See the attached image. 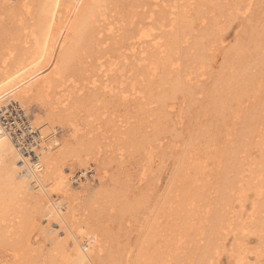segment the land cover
Listing matches in <instances>:
<instances>
[{
    "label": "bare ground",
    "instance_id": "obj_1",
    "mask_svg": "<svg viewBox=\"0 0 264 264\" xmlns=\"http://www.w3.org/2000/svg\"><path fill=\"white\" fill-rule=\"evenodd\" d=\"M147 1L0 0V89L10 88L22 116L30 105L37 111L25 122L31 137H20L14 128L19 120L0 94V264H205L183 253V244L180 250L171 246L179 252L167 259L171 244L161 250L158 243L170 239L174 181L187 191L192 187L185 158L193 157L188 146L176 147L169 100L176 93L194 98L187 70L191 57H206L204 40L211 39L224 58L204 86L211 120H199L192 138L206 134L207 146L216 144L221 199L245 190L244 152L256 132L264 142V16L245 18L240 39L223 47L219 24L239 16L235 10L248 14L254 0H154L146 8ZM147 17L157 33H147ZM125 45L140 61L132 80L124 67H111L119 62L113 53ZM121 56L126 63L127 54ZM150 58L158 72L147 71ZM229 113L239 118L231 129ZM155 157L168 158L173 170L160 206L152 195ZM75 165L85 171L81 182H74ZM38 189L42 198L35 199ZM254 204L262 207L264 199Z\"/></svg>",
    "mask_w": 264,
    "mask_h": 264
},
{
    "label": "rangeland",
    "instance_id": "obj_2",
    "mask_svg": "<svg viewBox=\"0 0 264 264\" xmlns=\"http://www.w3.org/2000/svg\"><path fill=\"white\" fill-rule=\"evenodd\" d=\"M152 1H147L148 3L146 2L145 5H148L145 7L151 8ZM129 2L132 3V0H129ZM253 4L254 5L251 6L252 8L248 14L245 15L240 13L241 11L239 9L235 10L239 12V16L234 17L233 21L230 23L226 21L219 24V31L217 29V32L223 36V47L229 46L232 40L240 39V36L242 35L241 26L244 23L245 18L256 20L260 18V14L264 16V11L261 7L260 0H254ZM241 5L242 3L239 5V7ZM122 6L124 7V5ZM122 6L118 7L123 10ZM132 10H135L134 6ZM108 14L112 21L115 20L112 19L115 12H109ZM141 19L144 18L139 16L138 20ZM128 20H130V18H128ZM134 20L135 18H133V21ZM112 21L111 27L115 30V27L117 26L115 23L117 22ZM144 28L149 31L147 32L148 34H155L158 32L157 29L155 30L151 28L150 17H147V19L145 18ZM197 28L195 27V29ZM199 29L200 27L196 31ZM152 34L150 36H146L145 38L151 39L153 37ZM138 36L139 33L136 34V38ZM244 39L245 38H243V40ZM204 41L208 47L206 57L203 58V60L191 57V67H188L187 70L188 72H191L189 76L191 77V83L194 87V90L196 91L194 98L191 99L188 95L176 93L170 96L172 99L169 100L172 105V110L175 112V114H173L176 119L175 126L179 133L178 138L175 139L176 147L187 148L188 146L190 151L189 154L193 157L192 160L185 158L187 161L185 168L188 167L186 169V176L190 179V184L192 187H190V190L187 191L185 188L179 185L178 180L176 182L174 181V191L171 194L174 212L172 215L173 219L171 224L173 225L172 231L170 232V239L169 241L165 240L158 243L163 244L161 250L164 249L166 244H171L167 251H164L165 255L168 256L167 259L173 255H176V252H179L180 250L179 247H181L183 244L187 246V248L183 250V253L190 256L193 261L205 260V264H264V206L258 207L254 204L255 201L257 204L260 200L264 199V142L259 143L261 141V135L259 133L260 131L256 132L250 138V140H252L254 143L248 151L246 150V152H244L245 156H247V160L244 164V169L241 172V177L243 176L245 179L241 180L243 185L248 183L246 189H235L228 192V194L231 196V199L228 201L220 198L217 186L218 175L216 173L219 166L216 159L214 158V155H216V144L211 142L210 146H207L205 142L207 139L206 134L201 136V138H192L194 131L197 132L195 127L199 120H203L205 122L211 120V118H209L211 112L203 102L205 101L206 97V91L204 89L206 87L204 86L207 84H212V78H214L216 74L219 73L221 62L224 58V55L222 56L215 54L216 45L211 39H206ZM126 45L120 49L118 48L117 52L113 53L115 57H113L112 60L119 62L116 64L114 62L111 67L115 68L119 65L122 68L124 67L127 75H130V73L134 74L133 77L130 78V80H132L136 76L135 71L139 68L137 62L140 61H137L138 56L129 55V51L125 50ZM142 45L144 44L142 43ZM181 45L179 48L180 51H188L189 54L192 52L191 49H183ZM108 51L109 50H107L106 54H110ZM123 51L127 54L126 59L124 60L126 63L120 62V59L123 58V56H121ZM161 54L162 53L159 55ZM105 55L103 54V57ZM155 63L156 62L153 61V58H150L148 60V64H145V66L148 68L147 71L152 72L153 70L158 72ZM158 85H163V82ZM5 86H2L0 89L2 104L6 103L8 108L10 106L9 109L11 114L13 116H17L19 122L16 126H14V128L16 129L17 134H19L18 136L21 137L22 135L25 138H30L32 129L29 128L30 124L25 122L26 118L33 119L34 113L37 112L36 108H32L30 105V110L28 112L29 114H27L26 117L22 116L20 114L22 113L21 110L17 108L18 105L12 98L13 95L10 93V88ZM149 86L155 87L153 91L155 94L159 93L156 83H151ZM2 88L4 90H2ZM245 104H249V102L245 101L244 105ZM229 107L231 109L237 108L236 105H230ZM259 115L262 117L260 122L264 123V106L261 108V113ZM22 119L23 121L21 122ZM238 119L239 118H237V115L235 116L234 113H229L226 128H233L236 120ZM9 121L11 123L12 119L10 118ZM59 135L62 137V134L59 133ZM230 137L231 135H225L224 141L231 140ZM155 166L154 172L158 175V181L155 190L152 192V195L153 197L156 196V204L160 206L162 205V199L167 196V192L169 191L168 184L171 181L170 174L173 172V170L171 167V162L165 157H155ZM71 171L74 174L75 183L78 181L81 182L80 180H84L85 171L81 167L75 165ZM86 172H88L87 174L91 179V171L87 170ZM245 180H247V182ZM179 182H182L181 177ZM80 188L81 187L78 185L79 190L76 187L75 191H80ZM49 194L55 199L57 192L56 190H51ZM32 195L35 199L42 198V193L39 189L34 190ZM161 196L163 197L161 198ZM32 198L31 201L34 199ZM219 203H221V207L218 208ZM160 220L163 223L165 222L163 221L164 217H161ZM163 229V232L165 233L167 228L163 227ZM135 235L136 232L133 231L130 234V238L134 240ZM48 242L49 240L45 241L47 245H49ZM164 242L166 243L164 244ZM171 246L174 248L177 247L179 250L177 249L175 252H173Z\"/></svg>",
    "mask_w": 264,
    "mask_h": 264
}]
</instances>
